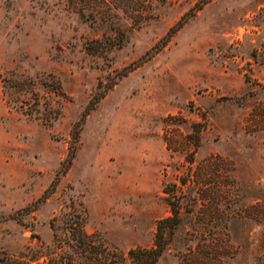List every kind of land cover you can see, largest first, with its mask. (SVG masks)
<instances>
[{
  "label": "rangeland",
  "instance_id": "374dc122",
  "mask_svg": "<svg viewBox=\"0 0 264 264\" xmlns=\"http://www.w3.org/2000/svg\"><path fill=\"white\" fill-rule=\"evenodd\" d=\"M131 249L264 264V0H0V264Z\"/></svg>",
  "mask_w": 264,
  "mask_h": 264
},
{
  "label": "trees",
  "instance_id": "16d2710c",
  "mask_svg": "<svg viewBox=\"0 0 264 264\" xmlns=\"http://www.w3.org/2000/svg\"><path fill=\"white\" fill-rule=\"evenodd\" d=\"M73 217L76 218V216ZM169 219L170 218H164L160 221V223L168 221ZM53 220L54 218L49 222V227L51 228V230H53V240L56 241L55 252L61 255L64 254L62 246L65 244V242L61 241L60 237L56 233H54L52 225ZM72 223L76 224H74L73 226H69L68 239L73 242V244H70V247L73 248V251L76 254L81 256L83 259L90 260L92 262H106L108 260V255L110 254L112 255V257H110L109 259L115 263L116 256L113 252H110L102 247L101 241L98 239L95 233H86L83 230V227L79 224V221H72ZM155 252H157V250L155 249L148 252H144L141 249H131L128 250L127 256L130 264H150L154 260ZM42 253V251L33 250V256L30 261H24L19 258L18 260H15V262L16 264H30V262H36L34 264H40L38 263V259L42 257ZM59 258L63 259L64 257Z\"/></svg>",
  "mask_w": 264,
  "mask_h": 264
}]
</instances>
